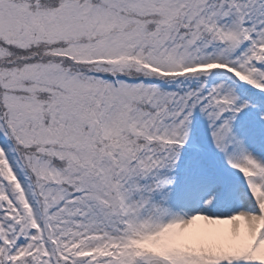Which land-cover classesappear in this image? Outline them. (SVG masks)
<instances>
[{
  "label": "snow or ice",
  "instance_id": "6c2138e0",
  "mask_svg": "<svg viewBox=\"0 0 264 264\" xmlns=\"http://www.w3.org/2000/svg\"><path fill=\"white\" fill-rule=\"evenodd\" d=\"M0 264H264V0H0Z\"/></svg>",
  "mask_w": 264,
  "mask_h": 264
}]
</instances>
